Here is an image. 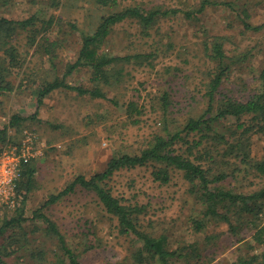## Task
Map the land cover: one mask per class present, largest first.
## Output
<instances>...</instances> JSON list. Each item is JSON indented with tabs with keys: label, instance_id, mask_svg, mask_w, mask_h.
I'll return each mask as SVG.
<instances>
[{
	"label": "rangeland",
	"instance_id": "1",
	"mask_svg": "<svg viewBox=\"0 0 264 264\" xmlns=\"http://www.w3.org/2000/svg\"><path fill=\"white\" fill-rule=\"evenodd\" d=\"M204 1L116 0L115 6L106 8L93 0H61L57 10L48 0L0 4V17L11 20L39 14L53 16L56 22L50 36L62 45L57 50L54 67L44 61L41 47L28 50L27 40L17 38L14 43L18 58H23L24 64L13 70L14 92L0 95V132L7 131L0 135V148L8 141L18 140L25 130L38 141V156L29 163L36 170L34 188L24 198L28 219L25 229L28 234L36 233L29 235L30 244L26 248H21V243L12 246L5 263L38 264L33 254L40 250L47 253V264H56L59 260L56 256L61 252L44 237L45 224L33 218L34 212L78 176L90 178L103 172L118 153L139 154L155 136H164L167 130L176 132L189 119L206 111L205 86L214 68L204 50L206 40L225 38L228 55H247V60L233 67L225 80L221 99L226 95L246 101L258 91L264 70V0H211L212 5L199 13L197 10ZM130 7L181 12L159 19L148 35L143 34L135 20H125L113 28L102 47L104 53L118 58L138 53L148 57L113 65L110 83L98 85L106 99L59 89L39 105L38 84L63 79L67 66L78 59L81 33H93L102 16ZM192 11L197 17L189 20L183 13ZM244 21L261 28L247 30ZM73 25L79 29L77 32L72 30ZM91 77V69H78L66 79V84L93 89ZM165 100L169 101L166 108ZM15 115L27 120L13 126L11 119ZM230 125L231 120L224 121L219 130ZM205 143L200 150L207 146ZM250 144L253 162L263 161L264 132L253 133ZM201 163L210 166L208 161ZM152 170L140 167L118 171L108 188L125 202L146 207L140 216L142 229L152 238L166 237L167 249L178 254L169 264H240L241 259L254 254L260 256L258 264H264V244L254 240L257 230L264 227V212L258 217L240 219L233 214L234 228L223 220H208L181 172H174L170 183L161 184L153 179ZM241 170V174L226 180L225 189L252 194L264 186V179L255 169L241 165ZM16 213L0 209V227L8 216ZM44 213L56 222L83 264H134L132 239L119 233L117 221L103 210L93 193L78 187L45 208ZM195 221H205L206 228L198 230ZM13 235V231L7 232L8 237ZM3 242L0 237V245Z\"/></svg>",
	"mask_w": 264,
	"mask_h": 264
},
{
	"label": "trees",
	"instance_id": "2",
	"mask_svg": "<svg viewBox=\"0 0 264 264\" xmlns=\"http://www.w3.org/2000/svg\"><path fill=\"white\" fill-rule=\"evenodd\" d=\"M12 1L0 0V4L4 6ZM93 1L106 8L117 4L116 0ZM48 4L57 10L60 8L61 0H48ZM208 5H212L211 0H205L197 11L203 12ZM229 6L231 7V4ZM179 12L181 11L177 9L163 10L159 7L151 10L130 7L102 16L93 33H81L82 42L78 59L67 66L63 79L54 78L51 82L42 81L38 84V104H42V100L47 95L59 89L76 91L80 96L106 99V95L98 85L110 83L109 75L113 65L118 62L142 61L148 57L138 53L118 58L109 57L104 53L102 47L111 35L113 28L130 19L137 21L143 34L148 35L147 33L153 29L159 19L177 15ZM183 14L189 20L197 17L195 11ZM55 22L53 16L45 17L43 14L32 15L20 20L0 17V95L14 92L15 86L11 81L13 70L24 64V59L18 58V47L14 43L17 38L19 40L21 37V41L23 38L27 40L28 50L41 47L44 61H48L55 67L53 63L57 58V50L62 47L59 41L52 40L50 36ZM244 27L254 31L261 28L252 26L246 21H244ZM71 28L76 32L79 30L76 25ZM204 50L207 58L214 64V68L210 74L211 78L205 86V95L208 101L207 109L202 115L195 119H189L186 125L176 132L168 131L165 128L167 130L165 135L155 136L139 154L118 153L114 155L103 172L94 174L90 178L83 175L78 176L67 188L58 194L51 195L43 207L34 212L33 218L45 224L44 237L53 241L58 251L61 252L60 255L56 254L59 259L55 262L56 264L83 263L69 247L65 235L60 231L56 222L44 213V209L74 193L78 187L93 193L103 210L117 221L119 233L132 239L135 246L132 255L134 264H146L147 262L169 264V260L178 255L167 249L166 237L155 239L142 229L140 216L146 210L145 206L127 203L122 198L114 196L108 188L114 174L121 170L152 167L153 179L161 184L170 183L173 173L181 172L204 209L205 218L223 220L232 228H234L233 214L240 219L243 216L258 217L260 213L264 212V186L252 194H239L223 187L227 179L242 173L241 165L255 169L264 179V160L253 162L250 149L251 135L255 132H264V70L260 75V88L246 101L235 100L226 95L221 99V88L225 80L229 77L233 67L247 60V55L243 54L240 57L228 55L225 49V38L222 37L206 40ZM82 68L91 69V82L93 85L95 84L93 89L66 84V79L76 70ZM168 104L169 101L165 100V108L168 107ZM131 106L134 107V105ZM25 120L27 118L15 115L11 119V124L20 126ZM228 120H231L232 125L219 130V125ZM6 132L4 129L0 135H4ZM195 136L198 137L197 140ZM204 142L207 146L200 150ZM234 160V164H231ZM202 161H208L210 166L205 167L201 163ZM35 174L36 170L29 163L23 165L19 192L25 199L34 188ZM27 221L24 206L17 210L15 215H10L3 221L0 227V237L4 238V242L0 245V264H7L5 261L12 246L21 243V248H26L30 244L29 235L35 234L36 231L27 233L24 226ZM195 226L198 230H203L206 228V223L205 221H195ZM9 230L14 233L12 237L7 236ZM254 240L258 244H264V227L257 230ZM33 255H35L38 264L48 263L45 251L39 250ZM259 258V255L254 254L241 259L240 264H258Z\"/></svg>",
	"mask_w": 264,
	"mask_h": 264
},
{
	"label": "built area",
	"instance_id": "3",
	"mask_svg": "<svg viewBox=\"0 0 264 264\" xmlns=\"http://www.w3.org/2000/svg\"><path fill=\"white\" fill-rule=\"evenodd\" d=\"M37 149L35 135L27 130L0 148V209L17 211L24 206V196L19 192L23 165L36 159Z\"/></svg>",
	"mask_w": 264,
	"mask_h": 264
}]
</instances>
